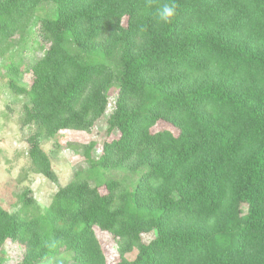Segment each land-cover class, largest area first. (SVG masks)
I'll use <instances>...</instances> for the list:
<instances>
[{"label": "trees", "instance_id": "16d2710c", "mask_svg": "<svg viewBox=\"0 0 264 264\" xmlns=\"http://www.w3.org/2000/svg\"><path fill=\"white\" fill-rule=\"evenodd\" d=\"M171 3L166 23L157 13ZM45 4L30 85L4 66L27 99L30 167L56 182V151L40 142L103 116L119 135L96 159L85 148L86 168L44 208L4 184L24 213L0 203V249L23 250L12 264H107L95 228L114 239L115 264H264V0H0V57ZM128 171L132 186L112 175Z\"/></svg>", "mask_w": 264, "mask_h": 264}, {"label": "rangeland", "instance_id": "374dc122", "mask_svg": "<svg viewBox=\"0 0 264 264\" xmlns=\"http://www.w3.org/2000/svg\"><path fill=\"white\" fill-rule=\"evenodd\" d=\"M51 5H41L35 11L28 13L19 24L18 32L12 37L4 54L0 57V203L10 212H20L21 203L18 199H12L10 196H16L10 191L8 194H2L4 184L7 181L17 184L19 189H29L31 197L40 208L46 207L58 188L64 186L72 180L76 171L84 170L87 166L84 158V149L91 143L93 144L90 156L96 159L101 151L104 141H110L118 138V132L113 131L106 134L105 117L99 119L90 132L62 131L50 141H41L40 147L45 153L55 152L52 160V169L55 172L57 181L51 182L41 174L34 171L27 157V138L33 129L32 126L22 124L23 105L27 99L21 96H15L8 88V82L11 80L4 66L12 62L16 64L22 72L20 84L28 87L31 83V76L27 69L33 62L42 57V52L37 43L42 44L40 30V18L50 14ZM125 25V20H123ZM167 129L173 134L176 130L164 122H158L152 131ZM53 142L60 146L55 149ZM113 177L118 178L128 186H132L136 177L131 171L127 173L115 172ZM101 193L105 190L99 188ZM244 209V207H243ZM21 217L24 216L21 210ZM29 215V213H28ZM95 234L99 241L101 250L104 254L107 264H115L119 260L117 246L114 239L106 232L95 228ZM152 234L141 236L142 242L147 243L152 239ZM22 248L15 243L6 242L0 249V260L5 264H12L18 261L22 254ZM136 252L133 251L125 255L127 260H132ZM67 261L65 257H59L43 264H62Z\"/></svg>", "mask_w": 264, "mask_h": 264}, {"label": "clouds", "instance_id": "9594fccd", "mask_svg": "<svg viewBox=\"0 0 264 264\" xmlns=\"http://www.w3.org/2000/svg\"><path fill=\"white\" fill-rule=\"evenodd\" d=\"M177 5L175 3L164 4L161 9L158 10V17L164 22H170L174 17Z\"/></svg>", "mask_w": 264, "mask_h": 264}]
</instances>
